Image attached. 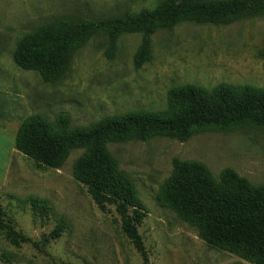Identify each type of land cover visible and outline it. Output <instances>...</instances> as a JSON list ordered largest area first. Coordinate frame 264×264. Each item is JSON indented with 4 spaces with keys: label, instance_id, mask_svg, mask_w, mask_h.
<instances>
[{
    "label": "rangeland",
    "instance_id": "rangeland-1",
    "mask_svg": "<svg viewBox=\"0 0 264 264\" xmlns=\"http://www.w3.org/2000/svg\"><path fill=\"white\" fill-rule=\"evenodd\" d=\"M163 0H0V206L25 236L38 241L65 221L60 238L44 248L9 243L0 231V264H249L208 244L192 226L157 200L174 162L197 163L214 178L225 169L255 186L264 185V130L241 128L193 134L186 140L152 136L108 142L105 149L135 185L145 206L138 226V251L111 208L101 212L73 166L86 152L73 149L59 168L39 165L15 150L19 124L32 114L54 122L59 113L70 128H86L129 112H160L171 89L219 84L264 90V13L228 24L180 22L149 35L151 58L136 68L145 34L122 33L113 58L104 34L78 50L58 81L43 82L24 71L13 52L26 34L60 18L93 20L153 9ZM45 200L53 213L33 220L28 199Z\"/></svg>",
    "mask_w": 264,
    "mask_h": 264
},
{
    "label": "trees",
    "instance_id": "trees-1",
    "mask_svg": "<svg viewBox=\"0 0 264 264\" xmlns=\"http://www.w3.org/2000/svg\"><path fill=\"white\" fill-rule=\"evenodd\" d=\"M264 13V0H163L151 10L93 20L60 18L44 24L19 40L13 61L24 71L53 83L70 69L76 52L96 34L107 36L106 55L113 58L122 33L142 32L145 38L134 57L136 68L151 58L149 35L180 22L228 24L240 17ZM264 130V90L247 85L219 84L211 89L186 84L170 90L168 107L160 112H129L86 128H70L69 117L59 113L54 122L40 114L18 126L13 146L39 165L61 167L73 149L86 152L73 166L74 177L86 186L101 212L111 208L120 228L138 251L143 242L138 226L145 206L132 180L119 171L105 145L108 142L146 140L164 136L186 140L193 134L241 128ZM157 200L195 228L208 244L236 254L249 264H264V185L255 186L225 169L218 178L201 164L174 162L173 172L161 184ZM33 220L53 213L45 201L31 198ZM65 221L33 241L17 230L14 219L0 206V231L12 245L30 243L44 248L60 238Z\"/></svg>",
    "mask_w": 264,
    "mask_h": 264
}]
</instances>
